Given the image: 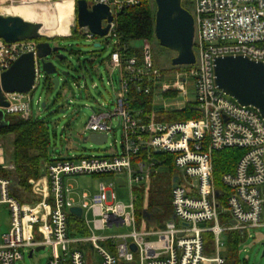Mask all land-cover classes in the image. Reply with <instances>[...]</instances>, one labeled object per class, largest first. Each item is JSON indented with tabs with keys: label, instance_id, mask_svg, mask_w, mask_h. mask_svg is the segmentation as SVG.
<instances>
[{
	"label": "built area",
	"instance_id": "obj_1",
	"mask_svg": "<svg viewBox=\"0 0 264 264\" xmlns=\"http://www.w3.org/2000/svg\"><path fill=\"white\" fill-rule=\"evenodd\" d=\"M25 1L34 0H0V7ZM186 1L193 10L196 62L174 67L171 74L156 67L148 41L139 48L141 56L126 55L129 46L120 41L118 16L137 6L139 0L96 1L108 5L113 16L105 39L112 43L109 65L119 72L120 84L110 108L94 112L86 129L106 135L108 142L111 124L118 121L122 128L121 153L45 162L43 175L29 180L30 191H20L24 201L12 194V181L1 175L2 171L14 170L13 164L4 162L2 154L0 204L9 210L10 227L1 239L0 264H17L23 260L24 250L33 253L40 247L51 249L48 264H96V254L101 256V264H225L222 250L227 232L245 233L264 226V119L255 108L242 106L220 91L214 75L217 58L243 56L264 63V0ZM84 35L88 40L96 37ZM36 47L34 40L6 43L0 39V79L21 55L36 54ZM41 77L36 59L32 91L5 94L9 106L3 111L7 117L33 118L31 93ZM131 86L138 94L152 97L149 116L131 107ZM189 87L195 93L193 100L189 99ZM159 89L163 105L157 110ZM169 94L172 95L166 96ZM190 105L196 107L198 118L157 121V116L181 112ZM226 149H241L245 154L235 171L221 179L230 191L223 203L224 194L216 189L212 164L214 154ZM159 156L171 157L176 174L170 194L172 215L163 229L148 228L145 219L138 225L133 194L140 185L146 200L151 177L158 166L165 164ZM82 175L126 179L132 189L131 204H115L112 183L109 187L101 183L92 198L87 194L75 198L73 188L65 186V179ZM74 207L82 209L80 218L70 213ZM89 214L94 218V227ZM222 215L228 216V223L221 222ZM71 217L79 219L78 229L85 230V235L71 230ZM114 228H127L129 232L109 237L96 235ZM206 233L214 236V257L206 255Z\"/></svg>",
	"mask_w": 264,
	"mask_h": 264
},
{
	"label": "rangeland",
	"instance_id": "obj_2",
	"mask_svg": "<svg viewBox=\"0 0 264 264\" xmlns=\"http://www.w3.org/2000/svg\"><path fill=\"white\" fill-rule=\"evenodd\" d=\"M152 8L156 11L154 0H150ZM186 3L189 12L193 10L189 2ZM75 0H34L16 3L12 7H0L2 16H19L24 20L33 23H42L41 33L51 39H55L58 45L66 48L63 55L65 63L54 57H49L57 69L61 72L69 71L70 76L66 79L60 74L58 89L50 86L52 80L58 76H46L42 72L39 85L31 93L33 119L46 124L49 134L50 160L68 159H90L101 158L121 153L122 128L118 121H113L109 141L103 145H96L90 141L93 133L86 129L89 118L93 113L102 112L115 101L119 93V72L112 70L109 65V58L113 51L111 42L105 38L95 37L88 40L82 38H64L71 35L73 26L76 25ZM62 38V39H60ZM52 41V44H56ZM149 42V41H148ZM95 44H101L95 48ZM142 42L135 43L140 48ZM152 49L154 61L165 74L175 72L172 67V59L176 54L161 47L157 40L149 42ZM85 63V66L83 65ZM194 90L189 87V99H194ZM157 110L162 109L161 91L157 93ZM45 104V108L42 105ZM87 139L86 142H83ZM12 137L0 139V152L4 154V162L10 158L12 150ZM159 158V157H158ZM7 160V161H6ZM8 164V162L6 163ZM14 171V170H13ZM175 174L172 164H163L157 167L156 173L151 177L149 191L159 192L155 195L158 204L171 203V187ZM104 183L108 187L112 183V191L115 197V204L129 206L132 202V189L124 178L100 177V176H74L65 179V186L72 187V196L82 198L87 194L90 198L99 192V186ZM147 197L145 204H147ZM88 220L91 227H94V218L89 214ZM10 227V213L7 206L0 204V243L4 234ZM129 232L127 228H114L96 232L99 237H109L120 233ZM247 239L241 245L240 260L248 264H264V226L248 229L245 231ZM226 243V239L223 238ZM104 246V245H102ZM226 246L222 255H226ZM206 255L214 257L215 244L206 249ZM24 258L17 264H48L52 255L51 249L46 248L39 252L34 251L29 257L30 251L24 250ZM96 264H101L102 258L96 254Z\"/></svg>",
	"mask_w": 264,
	"mask_h": 264
},
{
	"label": "water",
	"instance_id": "obj_3",
	"mask_svg": "<svg viewBox=\"0 0 264 264\" xmlns=\"http://www.w3.org/2000/svg\"><path fill=\"white\" fill-rule=\"evenodd\" d=\"M154 2L156 6L154 36L161 47L176 54L171 62L172 67L195 64L193 50L195 28L191 12L183 7L182 0H154ZM76 21V26L72 28L74 32L77 30L83 34L91 33L102 39L108 35L113 16L106 4L96 3L89 8L86 0H79L76 3ZM104 22H107L105 27ZM42 29V23L29 22L18 16L0 15V39L4 42L47 39L37 43L36 54L31 52L21 55L10 69L3 73L0 79V128L9 124L3 111L9 106L5 94H29L32 91L36 76V59L46 76L58 74L56 65L49 57L58 52H65L66 48L53 47L50 44L51 38L44 36L41 33ZM100 47L101 44H95V48ZM63 57L60 55L59 60H63ZM62 75L67 79L70 73L64 71ZM214 75L216 86L220 91L242 106L255 108L264 119V63L243 56L217 58L214 61ZM59 83L60 78L56 76L52 80L53 88L58 89ZM42 107L45 108V104ZM89 139L96 145L107 143L106 135L93 134ZM86 141L87 139L83 142ZM177 181L178 178L175 177L174 182ZM70 213L80 218L83 212L81 208L74 207ZM132 249L135 251V246H132ZM41 250H44V247L35 251ZM32 254L31 252L29 257Z\"/></svg>",
	"mask_w": 264,
	"mask_h": 264
},
{
	"label": "trees",
	"instance_id": "obj_4",
	"mask_svg": "<svg viewBox=\"0 0 264 264\" xmlns=\"http://www.w3.org/2000/svg\"><path fill=\"white\" fill-rule=\"evenodd\" d=\"M185 9L186 3L182 4ZM188 10V9H187ZM189 11V10H188ZM118 16V35L120 41L129 46V50L126 52L128 57L141 56L140 50L136 47L135 43L149 41L153 42L154 36V25H155V11L152 8L150 0H139V4L134 7L125 9ZM85 37L83 33L79 31L72 32L69 38H82ZM62 39V38H60ZM47 39L42 38L39 41H46ZM85 66V63H83ZM156 67L159 68L155 62ZM50 86L53 87L52 82ZM172 94L166 95L170 97ZM129 101L131 107L135 110H143L144 113L149 116L152 108V97L149 95L138 94L135 86H131L129 95ZM193 105L188 106L181 112L167 113L165 115L157 116V121L163 122H175L196 119L199 117L197 109ZM9 124L0 128V139L13 138L11 142L12 150L9 152L10 158L8 163L14 165V171H2L1 175L13 183V195L21 201H24V196L20 191L29 192V180L39 179L43 175V164L50 162L49 156V134L46 124L41 121H36L33 118L23 120L16 117H6ZM245 151L241 149H226L220 152H216L213 156L214 165V178L215 186L219 192H222V201L224 203L227 195L230 191L223 186L221 179L223 175L227 173H233L238 162L244 156ZM165 159V164H172L171 157L159 156ZM135 196V215L138 225L143 219L147 221L149 227H156V229H163L165 223L170 219L172 215L171 203L158 204L155 197L159 195V192L149 191L148 205L144 209V188L142 186L135 187L133 189ZM156 195V196H155ZM228 216L222 215L221 222L223 224L228 223ZM81 225L79 219L75 217L70 218L71 230H78L81 234L85 235L86 231L78 226ZM77 231V232H78ZM73 235V234H72ZM245 233L240 231H231L225 234L226 239V255L225 264H248L247 261L244 263L240 260V249L241 245L247 239ZM214 243V236L211 233L204 235L205 251Z\"/></svg>",
	"mask_w": 264,
	"mask_h": 264
},
{
	"label": "flooded vegetation",
	"instance_id": "obj_5",
	"mask_svg": "<svg viewBox=\"0 0 264 264\" xmlns=\"http://www.w3.org/2000/svg\"><path fill=\"white\" fill-rule=\"evenodd\" d=\"M79 0H75V6H76V3L78 2ZM96 1L97 0H86V2H87V5H88V7L90 8L91 6H93V5H95L96 4ZM75 13H76V10H75ZM76 24H77V21H76ZM76 26V25H75ZM74 27V26H73ZM77 31V30H76ZM72 32H74L73 31V29L71 30V35H72ZM71 35L70 36H68V37H64V38H69V37H71ZM63 40V39H62ZM52 41L53 42H56L55 41V39H51L50 40V44L53 46V47H61L60 45H58L57 44V42H56V44L54 45V44H52ZM63 53L64 52H58V53H56V54H53L52 56L54 57V59H57V60H59V56L60 55H63ZM51 56V57H52ZM64 56V55H63ZM49 60V59H48ZM60 62H62V63H65V61H66V58H65V56L63 57V60H59ZM57 68V67H56ZM58 70V69H57ZM63 72H61V71H59L58 70V76H60V74H62ZM60 78V77H59ZM53 88V87H52Z\"/></svg>",
	"mask_w": 264,
	"mask_h": 264
},
{
	"label": "crops",
	"instance_id": "obj_6",
	"mask_svg": "<svg viewBox=\"0 0 264 264\" xmlns=\"http://www.w3.org/2000/svg\"><path fill=\"white\" fill-rule=\"evenodd\" d=\"M143 188H144V187H143ZM147 196H148V197L150 196V195H149V192H148V195H147ZM148 197H147V198H148ZM144 205H145V197H144ZM144 205H143V208H144ZM147 205H148V200H147ZM147 224H148V223H147ZM148 225H149V224H148ZM148 228H155V227L152 225V227H149V226H148Z\"/></svg>",
	"mask_w": 264,
	"mask_h": 264
},
{
	"label": "bare ground",
	"instance_id": "obj_7",
	"mask_svg": "<svg viewBox=\"0 0 264 264\" xmlns=\"http://www.w3.org/2000/svg\"><path fill=\"white\" fill-rule=\"evenodd\" d=\"M19 17V16H18ZM22 18V17H21Z\"/></svg>",
	"mask_w": 264,
	"mask_h": 264
}]
</instances>
